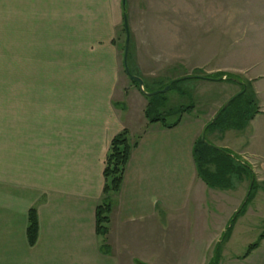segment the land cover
Returning a JSON list of instances; mask_svg holds the SVG:
<instances>
[{
    "label": "crops",
    "instance_id": "obj_1",
    "mask_svg": "<svg viewBox=\"0 0 264 264\" xmlns=\"http://www.w3.org/2000/svg\"><path fill=\"white\" fill-rule=\"evenodd\" d=\"M234 3L244 10L237 11L229 35L231 66L212 74L250 85L259 113L243 131H213L208 141L251 167L257 192H264V0ZM125 10L123 0H0V264H209L227 229L219 210H227L228 220L247 198V178H233L232 188L222 191L198 177L193 148L208 112L172 129L146 119L147 97L131 83L114 43ZM162 15L156 7L148 19L139 16L130 36L131 72L155 89L184 78L174 77L179 71L204 72L206 56L215 60L219 54L171 51V23L160 22ZM186 83L224 89L223 106L243 87ZM124 130L138 144L110 217L106 253L96 233V209L110 144ZM250 204L223 244L220 264L243 228L245 235L252 231L245 224ZM32 209L39 226L34 245L27 236ZM191 210L199 218L189 233ZM243 242L247 249L252 244ZM182 247L193 250H177ZM206 248L212 249L209 259ZM245 253L231 256L229 264H264V240L241 259Z\"/></svg>",
    "mask_w": 264,
    "mask_h": 264
},
{
    "label": "rangeland",
    "instance_id": "obj_2",
    "mask_svg": "<svg viewBox=\"0 0 264 264\" xmlns=\"http://www.w3.org/2000/svg\"><path fill=\"white\" fill-rule=\"evenodd\" d=\"M244 1L245 0H238L237 4H241L242 6ZM114 2L115 1H113L112 4ZM234 2H237V0H127V10H125V14L129 22V34L131 36L132 32L134 31V24L136 25V22L140 20L141 17L142 19H145L144 17H147L148 19L149 12L154 11L156 7H159V11H163V15L160 16L159 19L160 22L162 21L163 23H171V25H168L169 28L166 26L167 29L172 33L171 51H219V54L215 57V60L212 56H206L205 61L207 62H205L204 72H193L192 70H189L187 71V73H184L179 71L177 73H174V77L178 74H181V76H185L184 78L193 77L195 75L209 76L214 75L212 73L217 70L223 72L225 71L227 73L229 67L231 66V61L229 60L230 57L228 55L230 31L233 29L234 32V29L236 27V21L234 17L237 14V11L240 9L244 10V8H235L233 5L236 3ZM231 11H233L232 20L230 19V16H232ZM201 13H203L204 18L201 17ZM118 28L119 29L116 31L114 43L116 44L118 50V61L121 63L124 56L123 47L125 43V35L123 33V27L120 25ZM217 29H219V32L217 31ZM167 36L170 35L167 34ZM214 37L215 39H213ZM217 37L219 38V41H217ZM169 41L170 38L168 37L167 43H169ZM129 51H131L130 43ZM167 51H170L169 47H167ZM77 53L82 56L87 53V51H78ZM121 74L125 78L123 69L121 70ZM147 75L148 74H145V76ZM149 78L150 80L154 79L151 76ZM150 80L148 79V81ZM186 88H188V90H186ZM147 89L148 91L151 90L148 87ZM220 89H213L209 88V86L207 87L202 85H199L197 87L195 85L192 86L191 84L187 83L179 84L177 88L166 94L170 98L172 96L175 97L174 102H168V109L171 110L170 104L172 105L171 107H173V109L180 107L187 108L191 106L193 107V109L196 106V109L192 114L183 113L182 116L176 114L167 117V123L171 125L178 121H180V123L185 122L186 120L190 119V116H192V118H196L206 112L210 114L208 115L209 119H207V124L210 123L211 118L215 116V114H217V110L221 109L224 104L223 102L227 100V98L225 97L227 95V91H225L224 89ZM63 94L65 93H63L62 90V95ZM125 102L129 103V100L126 99ZM52 107L53 104H47L46 111H51ZM210 134L211 130L207 132V139L210 138ZM256 195L257 198L255 200L253 199L249 206V208H252L253 212L248 213L245 220V224L247 226H251L252 231L247 232V235H245L246 231L243 228L241 232V238L225 247L226 255L223 259L224 264H229V260L234 254H244L246 252L247 247L243 242L245 239L247 243L250 242L253 244L258 240L259 235L264 232V192L260 190L256 193ZM245 201L246 199H244L242 203L244 204ZM208 203L210 204L211 200H208ZM242 205H240L239 209ZM227 207L231 208L232 206L227 205ZM219 211V215L222 216L220 218L221 223H224L226 225L225 229L230 228L231 221L234 216L230 217L227 220V210L225 209L223 211ZM190 212H192V210ZM197 218L199 217L194 213V211L187 216V226L189 233L196 230ZM206 238L208 239L207 234ZM177 250L181 252L185 251L187 253L189 251H192L193 249L189 247H182L177 248ZM211 250L207 248L205 249L206 259L210 258ZM222 252L223 248L221 251V256Z\"/></svg>",
    "mask_w": 264,
    "mask_h": 264
},
{
    "label": "trees",
    "instance_id": "obj_3",
    "mask_svg": "<svg viewBox=\"0 0 264 264\" xmlns=\"http://www.w3.org/2000/svg\"><path fill=\"white\" fill-rule=\"evenodd\" d=\"M123 33L125 35V43L123 47L124 52L127 38L125 25L123 27ZM130 58L131 55L129 51L127 60L128 66H130ZM180 79L181 80L177 83L175 82V80H172L166 85L169 86L168 92H171L172 90L177 88L179 84L192 79L227 81L236 84L243 83L236 76L224 73H217L209 76L195 75L193 77ZM131 83L136 87H139V85L132 80ZM166 86H161L156 89L148 87L149 89H151L149 91L145 86V91L148 93H152L155 91L162 90ZM242 86L243 87L240 93L235 95L232 98L233 100H229L231 102L228 107L223 111V106L216 114V121L212 123L211 120V122L206 125L203 135L196 141L193 148V158L196 165L198 177L209 188L222 191L229 190L232 188L233 178H238L240 180L247 178L250 181L246 201L238 210V212L234 215V218L231 221L230 228L226 229L221 243L215 249L214 258L209 264H220L222 246L229 237V234L231 233L235 221L240 215L244 214L249 203L252 202V200L255 198L257 191L261 189V187L256 181L255 174L251 171V167L238 162L236 157L232 156L226 150L215 147L206 138L207 132L209 130H211V132L220 131L222 133L229 130L243 131L254 119V117L259 113L255 94L253 93L250 85L242 84ZM167 93L158 94L153 97H147L148 105L145 110V117L150 124H161L162 127L166 129H172L177 127L180 124V121L170 125L167 123V117L176 114L182 116L183 113L186 114L193 110V107H180L169 110L167 107ZM203 136L207 143H204L202 141ZM137 144L138 142H131L130 134L127 130L122 131L113 138L105 161V169L103 173L105 184L101 202L96 209V233L102 241V251L106 253L109 252L107 239L110 233V217L113 208L116 206L117 203V197L124 181V175L128 162L130 160L133 150L137 147ZM38 229V218L36 216L35 210L32 209L29 214V226L27 231L28 240L31 245H34L37 240ZM263 240L264 232L259 236L256 242H254L248 247L245 255L241 259H246L248 256H250L252 252L259 248Z\"/></svg>",
    "mask_w": 264,
    "mask_h": 264
},
{
    "label": "water",
    "instance_id": "obj_4",
    "mask_svg": "<svg viewBox=\"0 0 264 264\" xmlns=\"http://www.w3.org/2000/svg\"><path fill=\"white\" fill-rule=\"evenodd\" d=\"M127 3V0H123V6L125 7ZM124 25H125V29H126V44H125V50H124V67H125V72L127 74V76L134 82H136L139 85V89L140 91L143 93L144 96L146 97H153L156 96L158 94H165L167 93V91L169 90V86H166L164 89L159 90V91H155L152 93H148L145 91V83L144 81L138 77V76H134L131 74V71L129 69V66L127 64V59H128V54H129V43H130V34H129V27H128V21H127V16L124 15ZM181 79H177L175 80V82H179ZM233 100V99H232ZM231 101H229L228 103H226V105L223 107V111L228 107V105L230 104ZM217 117H215L212 120V123H214L216 121ZM202 141L204 143H207V141L205 140L204 136L202 138Z\"/></svg>",
    "mask_w": 264,
    "mask_h": 264
}]
</instances>
